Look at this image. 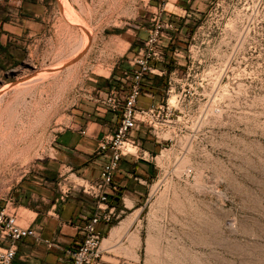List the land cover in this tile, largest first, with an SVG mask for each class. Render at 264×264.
<instances>
[{
	"label": "rangeland",
	"instance_id": "374dc122",
	"mask_svg": "<svg viewBox=\"0 0 264 264\" xmlns=\"http://www.w3.org/2000/svg\"><path fill=\"white\" fill-rule=\"evenodd\" d=\"M160 3L93 0L85 20L76 18L75 40L83 41L73 55L56 62L47 54L0 77V203L51 154L50 132L66 120L58 116L72 83L78 101L86 78L108 73L102 64L126 49L115 30L132 27L140 34L118 59L124 72ZM175 21L155 102L170 109L139 128L160 142L158 174L142 212L125 219L136 228L113 244L118 264H131L136 251V264H264V0H206Z\"/></svg>",
	"mask_w": 264,
	"mask_h": 264
},
{
	"label": "crops",
	"instance_id": "0c3cea01",
	"mask_svg": "<svg viewBox=\"0 0 264 264\" xmlns=\"http://www.w3.org/2000/svg\"><path fill=\"white\" fill-rule=\"evenodd\" d=\"M90 2L93 0H67L72 14L66 9L62 10L59 0H0V77H7L9 71L26 62L44 60L47 54L56 62L73 55L83 41V36L80 42L75 40V35L80 36V32L76 31L80 22L76 18L85 20V7L90 6ZM205 3L206 0H178V6L186 10L195 8L199 11ZM92 27L96 26L90 27L93 30ZM139 34L132 27L125 31L115 30L114 36L126 43V49L109 65L102 64L104 69H109L108 73L94 72V75L86 78L78 101L72 83L73 87L67 93V104L58 116L66 120L56 124L57 127L50 132L47 147L51 154L14 181L2 198L0 209L12 198L14 205L9 207L17 212L18 221L26 227L36 228L40 234L39 239L28 236L18 241L12 264H71L67 249L80 242L82 227L93 213L96 203L94 198L83 193L79 183L83 179L94 180L100 175L107 156L96 153L99 142L105 134L115 130L121 118L120 110L105 108L98 97L115 91L124 102L130 82L124 78L118 59L138 43ZM159 77L156 74L145 77L140 107L155 104ZM133 135L139 139L140 151L144 155L124 156L114 173V189L110 199L122 213L112 223L101 221L98 224V229L105 236L104 241L109 240L110 243L104 248L101 264H118L123 259L113 244L118 238L128 240V233L136 228L135 225L129 226L125 219L142 212L150 182L158 174L153 155L161 146L159 140L148 135L144 125ZM64 178V188L70 185L72 189L61 197L58 184ZM138 235L136 233V238ZM53 238L59 246L49 247L44 241ZM129 261L136 264L137 251Z\"/></svg>",
	"mask_w": 264,
	"mask_h": 264
},
{
	"label": "built area",
	"instance_id": "2783aa9c",
	"mask_svg": "<svg viewBox=\"0 0 264 264\" xmlns=\"http://www.w3.org/2000/svg\"><path fill=\"white\" fill-rule=\"evenodd\" d=\"M176 1L161 0L156 12L153 13L143 46L129 60V66L123 72L124 78L130 82L124 102H121L115 91L108 92L104 97H98V101L105 108L113 111L120 110L121 118L115 130L105 134L99 142L96 153L107 156L100 175L94 180L83 179L79 183L83 193L94 198L96 203L93 213L82 227L80 242L77 246L67 249L71 264L102 263L105 236L98 229V224L101 221L112 223L122 213V210H119L110 199L114 189V173L124 156L144 155V153L141 154L140 144L133 135L140 128L141 123L152 124L154 117L161 114V110L170 109L168 101L164 105L151 104L147 108L140 107L139 102L144 93V81L147 74L166 73L163 64L169 52L168 46L176 40L179 30L175 18L185 17L187 12L183 9L185 13L182 16V13L176 10ZM169 4L173 6L169 8ZM65 184L66 178L58 184L61 197H65L72 189L70 185L64 188ZM13 205L14 200L10 198L0 209V264H12L17 253L18 241L28 236L40 238L36 228L26 227L18 221L17 212L15 209H10ZM44 241L49 247L59 246L54 238Z\"/></svg>",
	"mask_w": 264,
	"mask_h": 264
},
{
	"label": "bare ground",
	"instance_id": "6f19581e",
	"mask_svg": "<svg viewBox=\"0 0 264 264\" xmlns=\"http://www.w3.org/2000/svg\"><path fill=\"white\" fill-rule=\"evenodd\" d=\"M108 242V241H107Z\"/></svg>",
	"mask_w": 264,
	"mask_h": 264
}]
</instances>
